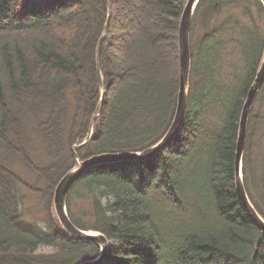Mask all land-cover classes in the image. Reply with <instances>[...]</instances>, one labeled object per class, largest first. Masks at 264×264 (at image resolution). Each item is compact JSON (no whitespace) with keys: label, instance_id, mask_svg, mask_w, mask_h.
I'll return each instance as SVG.
<instances>
[{"label":"trees","instance_id":"1","mask_svg":"<svg viewBox=\"0 0 264 264\" xmlns=\"http://www.w3.org/2000/svg\"><path fill=\"white\" fill-rule=\"evenodd\" d=\"M116 1L0 0V264H81L99 254L96 243L63 233L52 196L74 167L72 147L85 139L99 101L96 47L107 21L103 105L92 138L74 152L80 160L141 153L170 126L186 0H139L131 23ZM252 7L264 16L257 0H200L187 111L172 143L147 160L93 167L69 190L70 222L108 242L100 264H264V235L234 185L240 113L264 47V34L240 22H253ZM233 35L243 66L224 83L215 58ZM242 176L264 221V85L249 118ZM28 198L39 209L30 211Z\"/></svg>","mask_w":264,"mask_h":264},{"label":"water","instance_id":"2","mask_svg":"<svg viewBox=\"0 0 264 264\" xmlns=\"http://www.w3.org/2000/svg\"><path fill=\"white\" fill-rule=\"evenodd\" d=\"M264 7V0H258ZM199 0H187L186 5L182 11L179 32H178V41H179V81H178V97H177V106L175 109L174 117L171 122L170 127L168 128L166 134L162 139L156 143L151 149L143 153H121V154H101L93 156L84 161H80L76 154H74L75 164L74 167L66 173L58 185L55 188L53 195V210L56 215V218L63 229V231L73 239L77 240H88L94 243H97L100 246V254L98 257L90 262L83 264H99L106 252L107 242L103 236L99 234H92L90 232H84L76 229L70 222L67 211H66V197L70 187L75 181H77L87 170L92 167L116 163L124 160H147L165 149L174 139V137L179 132L180 127L183 124L185 113L187 109V90H188V76L190 68V53H189V33H190V24L194 10L198 4ZM109 11V7L107 6ZM109 14V12H108ZM108 30V21L104 26L102 36L97 44L96 49V63H97V74L98 81L101 90V97L98 103V106L94 110L88 134L84 139L83 143L78 146H74L73 150L82 148L88 143L91 137V128L95 121V118L100 114V110L103 104L104 99V83L99 70V48L102 42V38L107 33ZM264 83V53L258 68L256 78L252 86L248 89L243 103L236 140V150H235V159H234V185L237 196L245 209L248 217L255 225V227L264 235V221L259 217L253 206L251 205L242 181V159L245 148L246 134L249 123L250 112L257 94L259 93L262 85Z\"/></svg>","mask_w":264,"mask_h":264},{"label":"rangeland","instance_id":"3","mask_svg":"<svg viewBox=\"0 0 264 264\" xmlns=\"http://www.w3.org/2000/svg\"><path fill=\"white\" fill-rule=\"evenodd\" d=\"M137 2H139V0H117L115 7L118 8L123 13L124 16H125V13L130 11L128 12V14H130L131 17L133 18V19H130V15H129V21L131 23L132 20H135V21L137 20L138 13L136 12V9H135L136 8L135 6H137ZM236 13L239 15V12H236ZM251 18L253 21L252 23L244 20L243 18H240V22L242 25H244V27L253 25L255 28L251 26L250 28H253L254 32H256L258 35L264 34V16L260 15L257 12L256 8L252 7ZM235 38H236V35L228 37L227 43L224 49L222 48L219 49L217 51L218 54L215 58V66H219V70L214 68V74L217 80H220L224 83L227 82V80L231 82H235V80L233 79V76L236 77L235 74H237L243 66L241 54H239V52L235 48L236 42L232 41ZM116 43L118 47L119 42L117 41ZM38 202L40 201L36 200V198H28L26 207L30 209V211H32V209L37 208ZM49 251L50 250L45 249L43 250L42 253L45 254L46 252H49Z\"/></svg>","mask_w":264,"mask_h":264}]
</instances>
